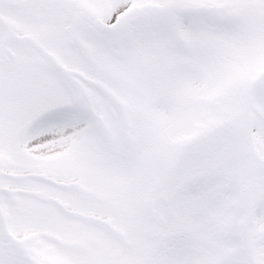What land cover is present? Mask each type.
Instances as JSON below:
<instances>
[{"label": "snow or ice", "instance_id": "snow-or-ice-1", "mask_svg": "<svg viewBox=\"0 0 264 264\" xmlns=\"http://www.w3.org/2000/svg\"><path fill=\"white\" fill-rule=\"evenodd\" d=\"M0 264H264V0H0Z\"/></svg>", "mask_w": 264, "mask_h": 264}]
</instances>
